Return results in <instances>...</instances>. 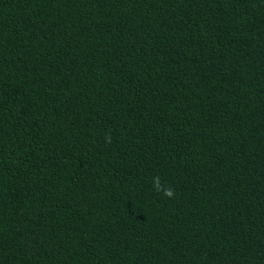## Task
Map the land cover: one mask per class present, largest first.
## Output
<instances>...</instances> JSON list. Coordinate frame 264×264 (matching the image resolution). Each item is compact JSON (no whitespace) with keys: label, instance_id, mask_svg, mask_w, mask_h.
Segmentation results:
<instances>
[{"label":"trees","instance_id":"obj_1","mask_svg":"<svg viewBox=\"0 0 264 264\" xmlns=\"http://www.w3.org/2000/svg\"><path fill=\"white\" fill-rule=\"evenodd\" d=\"M0 264H264V0H0Z\"/></svg>","mask_w":264,"mask_h":264}]
</instances>
